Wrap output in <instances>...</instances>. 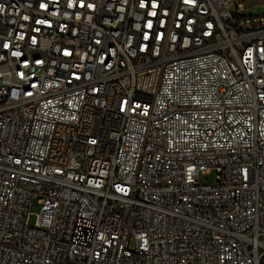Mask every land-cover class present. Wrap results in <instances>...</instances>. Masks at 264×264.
I'll list each match as a JSON object with an SVG mask.
<instances>
[{"label":"built area","instance_id":"built-area-1","mask_svg":"<svg viewBox=\"0 0 264 264\" xmlns=\"http://www.w3.org/2000/svg\"><path fill=\"white\" fill-rule=\"evenodd\" d=\"M244 9L0 0V264H264V16Z\"/></svg>","mask_w":264,"mask_h":264},{"label":"rangeland","instance_id":"rangeland-1","mask_svg":"<svg viewBox=\"0 0 264 264\" xmlns=\"http://www.w3.org/2000/svg\"><path fill=\"white\" fill-rule=\"evenodd\" d=\"M246 9L243 10L244 15H255L264 16V0H243ZM215 172L208 175H202V181H213L215 178ZM40 204L38 200L35 199L30 206V223L34 224L37 221L38 214L40 213Z\"/></svg>","mask_w":264,"mask_h":264}]
</instances>
